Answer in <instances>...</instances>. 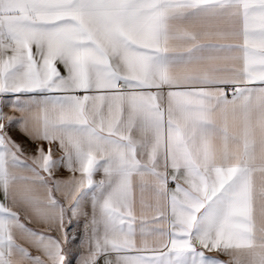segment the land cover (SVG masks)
<instances>
[{
    "label": "snow or ice",
    "instance_id": "snow-or-ice-1",
    "mask_svg": "<svg viewBox=\"0 0 264 264\" xmlns=\"http://www.w3.org/2000/svg\"><path fill=\"white\" fill-rule=\"evenodd\" d=\"M0 98V264H264V0H0Z\"/></svg>",
    "mask_w": 264,
    "mask_h": 264
},
{
    "label": "crops",
    "instance_id": "crops-1",
    "mask_svg": "<svg viewBox=\"0 0 264 264\" xmlns=\"http://www.w3.org/2000/svg\"><path fill=\"white\" fill-rule=\"evenodd\" d=\"M221 42H222V43H237V42L242 43V37H241V39H240L239 41H235V40H231V39H229V40H225V41H221ZM229 98L231 99V95H230V94H229ZM0 99H7V98H0ZM4 111H5L6 113H8V114H13L12 110L9 109V108H4ZM64 175L67 176L68 174H67V173H64ZM101 175H102V174L98 173V174L96 175L95 178H96V179H100V178H101ZM170 186H171V187H174V185H170ZM137 215H139V206H137ZM150 215H151V214H149V216H150ZM22 221L25 222V223H27V221L23 219V216H22ZM28 226H29V227H34V225H31V224H29ZM33 254H35V252H33ZM209 255H217L218 258L221 259V260H228V259H229L228 256L223 255V254L209 253Z\"/></svg>",
    "mask_w": 264,
    "mask_h": 264
}]
</instances>
